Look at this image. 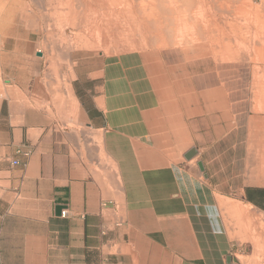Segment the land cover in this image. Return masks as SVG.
I'll list each match as a JSON object with an SVG mask.
<instances>
[{
  "label": "crops",
  "instance_id": "0c3cea01",
  "mask_svg": "<svg viewBox=\"0 0 264 264\" xmlns=\"http://www.w3.org/2000/svg\"><path fill=\"white\" fill-rule=\"evenodd\" d=\"M147 43L140 74L106 77L102 94L72 90L85 130L37 121L0 83V264L238 260L241 246L229 236L221 208L231 199L227 211L264 219V181L244 183L239 172L217 177L204 164L201 172L160 118L156 95L162 101L176 92L201 95L224 106L227 95H253V77L239 78L240 60L185 59L179 47ZM253 96L264 111V95ZM251 120L247 159L264 175V116ZM230 155L237 158L236 151ZM251 242L263 249L262 241Z\"/></svg>",
  "mask_w": 264,
  "mask_h": 264
},
{
  "label": "rangeland",
  "instance_id": "374dc122",
  "mask_svg": "<svg viewBox=\"0 0 264 264\" xmlns=\"http://www.w3.org/2000/svg\"><path fill=\"white\" fill-rule=\"evenodd\" d=\"M50 1L0 0V83L3 94L19 95L20 104L33 110V118L37 121L64 129L85 130L81 106L77 99V107L74 103L75 95H79L78 88L86 89L83 91L86 95L102 94L106 77H122L124 70H131L133 75L140 74L146 54L142 49L148 44L147 40L157 47H165L163 41H167L169 46L181 48L185 59L218 53L216 56L224 61L240 60L238 70L245 74L239 78L250 81L253 77L250 92L264 95V0H164L172 7L167 13L176 15L173 17L175 30L164 32L163 39V35L155 36L146 27L142 30L124 23L122 30L115 28L116 41L109 51L86 48L85 35L76 36L77 31L66 25L76 19L72 15L67 19L65 13L56 8V0ZM113 1L119 7L148 11L151 5V0ZM191 19L202 23L200 26L205 34L198 35L188 29L194 22ZM43 42L47 46L46 52ZM223 44L220 50L218 45ZM48 46L55 50L49 51ZM253 95H227L221 106L216 98L210 101L201 95L185 97L176 92L164 95L163 101L156 95V103L164 113L160 118L180 150L193 146L198 149L193 161L201 160L217 177L226 172L232 177L239 172L244 183L261 182L264 175L253 170L251 156L247 159L253 145L251 118L264 116L260 101ZM162 104L171 106L165 108ZM230 151L237 152L236 159H231ZM227 201L221 209L229 236L237 239L241 246L236 254L239 263L264 264V219L229 212L226 206L233 201ZM249 239L262 241L263 249Z\"/></svg>",
  "mask_w": 264,
  "mask_h": 264
},
{
  "label": "bare ground",
  "instance_id": "6f19581e",
  "mask_svg": "<svg viewBox=\"0 0 264 264\" xmlns=\"http://www.w3.org/2000/svg\"><path fill=\"white\" fill-rule=\"evenodd\" d=\"M53 2H54V0H53ZM142 2H144V1H142ZM49 3H51V1ZM55 3H56V8L61 10L62 13H65L66 18L70 17V15H72L76 19V20H74L76 22H69V23H66V25L68 24L71 28H73L74 30L77 31L76 36L79 37L81 35H85L84 39H86V40H84V41H87V43L89 41H91V43L90 44L88 43V45L86 43V45H85L86 48H93V49H95V48L99 49L100 48V49H103L105 51H109L110 48L112 47V45L116 41V39H115V36H116L115 28L117 29V31L122 30L121 28L123 27L124 23L130 24L131 28H137L138 27L139 29L143 30L144 27H146V29H148L151 34L154 32L155 36L163 35V39H164V32L169 31V30H173L174 27L176 26V25H174V22H173V17H176V15L171 16V14H173V12L170 15L167 13V10L172 11V7L169 6L170 2L168 3L169 4L168 5V4H165L164 0H151V5L149 6V11L145 10V9H137V8L133 9L131 7L128 8L127 6L119 7V6H116L114 4L113 0H72V1L71 0H69V1L68 0H65V1L64 0H56ZM73 3H75L77 5H75ZM190 13H192V12H190ZM74 18H72V19H74ZM33 19H35V18H33ZM72 19H71V21H73ZM187 20H188V18H187ZM191 20L194 22L190 23V27L188 29L194 30L195 33L198 35L205 34L203 28L200 26V24L202 25V23L199 24L198 22H196L197 19L196 20L191 19ZM188 22H190V20ZM178 27H180V24ZM178 29L180 30V28H178ZM209 29H210V31L212 30L211 28H209ZM190 30H188V31H190ZM192 30H191V32L194 33ZM62 34H63V32H62ZM222 37H224V33H223ZM165 38H166V36H165ZM211 41H212V38H211ZM68 42H70V41H68ZM163 42H164L163 46H168V43H166L167 41H163ZM152 43H153V41H152ZM157 44H159V43H157ZM42 46H43L44 51L46 52L47 46H46V44H44V42L42 43ZM218 46H219V49H222L224 44L218 45ZM48 47H49V51L55 50V49H53V46H48ZM63 49H64V47H63ZM212 51H213V49H212ZM232 52H234V51H232ZM216 55L214 54V56H213L214 59L224 61V60H221L220 58H218Z\"/></svg>",
  "mask_w": 264,
  "mask_h": 264
},
{
  "label": "water",
  "instance_id": "95a60500",
  "mask_svg": "<svg viewBox=\"0 0 264 264\" xmlns=\"http://www.w3.org/2000/svg\"><path fill=\"white\" fill-rule=\"evenodd\" d=\"M197 155H198V149L195 146L190 147L185 153H183V157L186 160H190L191 158H193ZM197 166L201 172H204V165H203V162L201 160L197 161ZM204 176L207 177L206 173H204ZM60 211H61V206H57L56 207V213H59ZM228 261H230V257L228 258Z\"/></svg>",
  "mask_w": 264,
  "mask_h": 264
},
{
  "label": "built area",
  "instance_id": "2783aa9c",
  "mask_svg": "<svg viewBox=\"0 0 264 264\" xmlns=\"http://www.w3.org/2000/svg\"><path fill=\"white\" fill-rule=\"evenodd\" d=\"M19 153H22V154H24V155L27 154L26 151H23V152H22L21 150H19ZM10 164H12V165H17V164H19V160H18V159H13V160H11ZM66 215H67V210H66V209H62V210H61V213H60V216H61V217H65ZM231 264H240V263H239L238 260H236V262H232Z\"/></svg>",
  "mask_w": 264,
  "mask_h": 264
}]
</instances>
